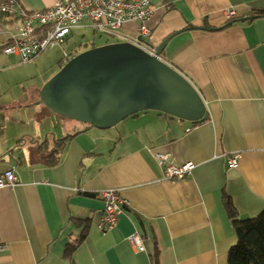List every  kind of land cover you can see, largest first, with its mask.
<instances>
[{"label":"crops","instance_id":"0c3cea01","mask_svg":"<svg viewBox=\"0 0 264 264\" xmlns=\"http://www.w3.org/2000/svg\"><path fill=\"white\" fill-rule=\"evenodd\" d=\"M16 1L32 10L53 3ZM152 8L145 42L157 47L168 38L161 59L198 90L203 119L142 110L97 128L63 117L59 137L55 113L37 102L45 80L38 85L33 74L23 81L19 68L25 65L2 50L19 20L0 15V116L24 105L37 118L42 106L35 125L54 122L34 132L0 126V173L12 167L19 178L0 188V264H150L155 247L158 264H226L235 235L223 193L240 217L264 208V17L238 20L264 10V0H153ZM228 8L237 20L226 25ZM136 26L126 22L120 31L133 36ZM42 55L32 60L35 66L43 65ZM50 63L41 72L61 67ZM73 132L57 162L47 164L42 144ZM157 151L174 165L190 161L191 173L165 179ZM236 153L237 166L228 168ZM103 189L120 190L130 202L107 232L96 227ZM133 233L144 250L130 245ZM69 243L75 244L70 251Z\"/></svg>","mask_w":264,"mask_h":264},{"label":"water","instance_id":"95a60500","mask_svg":"<svg viewBox=\"0 0 264 264\" xmlns=\"http://www.w3.org/2000/svg\"><path fill=\"white\" fill-rule=\"evenodd\" d=\"M167 40L157 45L156 55ZM37 102L97 128L111 127L142 110L191 121L205 113L200 93L182 73L129 42L93 46L71 57L43 85Z\"/></svg>","mask_w":264,"mask_h":264},{"label":"built area","instance_id":"2783aa9c","mask_svg":"<svg viewBox=\"0 0 264 264\" xmlns=\"http://www.w3.org/2000/svg\"><path fill=\"white\" fill-rule=\"evenodd\" d=\"M2 1L1 10L7 16L19 20L17 32L5 43L2 50L6 54L14 55L19 63L32 61L45 49L61 45L72 28L82 25H88L96 32L112 35L121 42H129L148 55L161 59L160 54L156 55V46L145 42L151 30L148 23L152 17L153 0H53L50 6L41 10L25 8L16 0H7L4 4ZM224 12L227 20L236 16L234 8H228ZM130 21L137 24L133 36L120 31L123 24ZM68 60L64 53L62 61ZM239 156L236 153L228 157V168L237 166ZM153 157L162 167L165 179L183 178L193 168L190 161L181 165L169 163V154L161 151L154 152ZM18 180L13 168H7L0 173V188L12 187ZM98 194L103 207L96 227L100 232L111 231L116 227L119 216L130 207L129 199L117 189H103ZM128 241L136 251L144 250L143 241L136 233L130 235Z\"/></svg>","mask_w":264,"mask_h":264},{"label":"rangeland","instance_id":"374dc122","mask_svg":"<svg viewBox=\"0 0 264 264\" xmlns=\"http://www.w3.org/2000/svg\"><path fill=\"white\" fill-rule=\"evenodd\" d=\"M7 0H3L2 3H6ZM0 12L4 13L1 8H0ZM116 37L109 35V34H105V33H99L93 30V28L87 27V26H77L71 29L70 33L68 34L67 38L65 39V41L61 44V45H57L54 47H49L47 49H45L43 52H41L43 55L42 61H43V65H38L35 66L34 62L29 61V62H25L22 63L25 66H22L19 68L20 71V75H21V79L23 81H25L26 83L28 82V76L31 75L33 76V74L36 76L35 80L38 79V81H34L36 82L38 85H40L44 80L43 85L46 83V81H48L51 77H53V75L67 62V61H61V59H63V55L64 53H66V57H68V59H70L71 57L93 47V46H100V45H105L107 43H113L116 40ZM40 53V54H41ZM61 63V67L59 69H57V71L54 72V69L52 71H49L47 73L45 72H41L42 69H45V67L43 66H51L53 62V64L57 65L60 64L59 61ZM66 60V59H64ZM31 63V64H30ZM58 63V64H57ZM21 64V63H19ZM38 71H40L41 73L39 74ZM11 73V72H8ZM7 73V74H8ZM30 78V76H29ZM31 79V78H30ZM43 85L41 86V88L43 87ZM27 86V85H24ZM40 88V90H41ZM39 90V93H40ZM17 89H15V91L12 92V97H14L17 94ZM39 99V97H38ZM37 99V100H38ZM42 104V103H39ZM12 105L11 103H8V106ZM23 111H18L16 109H11V107H9L8 111H7V115L5 118L0 116V126L5 127L8 131L10 129H16V130H31L32 132L38 130L37 128L39 127V130L42 128H51L53 125V121L49 120L48 118H45V120L41 123H39V125H35V122L41 120V112H42V106H38L36 107V111H37V118L35 115V109L32 110L33 113V117L30 118V113L27 110V106H22ZM55 113V112H53ZM53 117H55L54 119H56L57 123H55V126L57 127L56 131H58L57 133V137L60 136L61 134V129L60 127V121L63 120L64 118L57 115V113L52 114ZM19 138H21V136H19ZM50 140H52L50 138Z\"/></svg>","mask_w":264,"mask_h":264},{"label":"trees","instance_id":"16d2710c","mask_svg":"<svg viewBox=\"0 0 264 264\" xmlns=\"http://www.w3.org/2000/svg\"><path fill=\"white\" fill-rule=\"evenodd\" d=\"M0 15L6 14L0 12ZM255 16L264 17V10H253L250 17L253 18ZM236 20L235 16V18L229 20L230 22L228 21L226 25H228V23L232 24ZM116 42L121 41L117 40ZM5 45L6 44L1 47L3 48ZM61 63L59 65H61ZM204 114L200 119L193 122L202 120ZM74 134L75 132L64 135L62 138L54 137L49 142L46 140V142L42 144L43 149L39 148L44 161L49 165L55 164L66 141L73 137ZM222 204L231 221L235 235V241L228 250L226 264H264V208L253 216L240 217L232 200L226 193L222 195ZM84 235L85 233L83 231L80 240L84 238ZM74 247L75 244L69 243L67 250L70 251ZM157 251V247H155V251L151 255L150 264H158Z\"/></svg>","mask_w":264,"mask_h":264}]
</instances>
